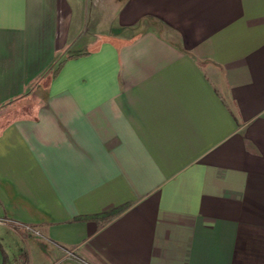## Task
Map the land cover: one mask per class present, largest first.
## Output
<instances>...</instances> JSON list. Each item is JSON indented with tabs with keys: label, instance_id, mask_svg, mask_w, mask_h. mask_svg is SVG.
Instances as JSON below:
<instances>
[{
	"label": "crops",
	"instance_id": "1",
	"mask_svg": "<svg viewBox=\"0 0 264 264\" xmlns=\"http://www.w3.org/2000/svg\"><path fill=\"white\" fill-rule=\"evenodd\" d=\"M21 263L264 264V0H0Z\"/></svg>",
	"mask_w": 264,
	"mask_h": 264
},
{
	"label": "trees",
	"instance_id": "2",
	"mask_svg": "<svg viewBox=\"0 0 264 264\" xmlns=\"http://www.w3.org/2000/svg\"><path fill=\"white\" fill-rule=\"evenodd\" d=\"M125 207H126V205L121 206V207H118V208H116V209H114V210H112L110 212L103 213V214H100V215H94V216H91L89 218H91V219L93 218V219L107 220V219H109V218H111V217L119 214Z\"/></svg>",
	"mask_w": 264,
	"mask_h": 264
},
{
	"label": "built area",
	"instance_id": "3",
	"mask_svg": "<svg viewBox=\"0 0 264 264\" xmlns=\"http://www.w3.org/2000/svg\"><path fill=\"white\" fill-rule=\"evenodd\" d=\"M22 226H24V225H22ZM25 228L28 229V230L30 229V228H29L28 226H26V225H25ZM36 233H37V232H36ZM66 254H67L68 256H73V257H74L73 253L70 252V251H66ZM21 264H23V263H21Z\"/></svg>",
	"mask_w": 264,
	"mask_h": 264
}]
</instances>
